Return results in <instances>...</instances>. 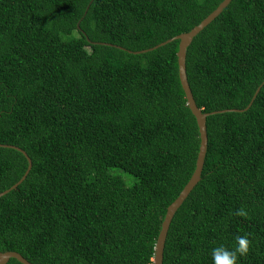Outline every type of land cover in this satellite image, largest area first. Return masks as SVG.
<instances>
[{
  "label": "trees",
  "instance_id": "trees-1",
  "mask_svg": "<svg viewBox=\"0 0 264 264\" xmlns=\"http://www.w3.org/2000/svg\"><path fill=\"white\" fill-rule=\"evenodd\" d=\"M222 1L0 0V145L32 164L0 197V252L153 264L200 143L172 39ZM185 67L196 106L216 113L162 264H213L212 249L232 250L238 235L250 244L237 264H264V0H231L193 38ZM27 166L0 147V193Z\"/></svg>",
  "mask_w": 264,
  "mask_h": 264
},
{
  "label": "water",
  "instance_id": "water-1",
  "mask_svg": "<svg viewBox=\"0 0 264 264\" xmlns=\"http://www.w3.org/2000/svg\"><path fill=\"white\" fill-rule=\"evenodd\" d=\"M230 2L231 0H223L222 3L219 4V6L209 16H207L201 23H199L197 26L192 28L189 32L175 36L172 39V40L179 41L178 51H177L179 81H180L182 90L184 92L186 106L189 108L191 114L195 118V121L198 127L200 143H199V149H198V154H197L193 174L191 175L188 183L184 186L182 191L179 193L178 197L166 209V213L162 221L160 231H159L158 237L156 239L155 247H154L153 260H152L153 264L163 263V251H164L165 241H166L170 223L175 213L177 212V210L180 208V206L183 204V202L186 200L190 192L193 190V188L196 186V184L200 180V176H201L203 165H204V159L206 155V149H207L206 119L210 114L216 113V112H213L210 114L203 113L195 104L193 95L191 93V90H190V87L187 81V76H186V67H185L186 51L189 45L191 44L193 38L201 30H203L208 24H210L216 17H218L219 14L223 11V9H225L228 6ZM172 40L166 41L160 44L159 46L165 45L168 42H171ZM0 147L11 148V149L17 150L18 152L22 153V155L26 158L27 163H28L27 169L24 175L21 177V179L17 183H15L12 187H10L8 190L1 192L0 193V197H1L5 195L6 193H8L10 190L15 189L18 185H20L24 181V179L26 178L27 174L29 173L31 169L32 164H31V160L27 157L26 153L20 150L19 148H16L14 146H5V145L3 146L0 145ZM10 259H15L21 264H31L18 253L0 252V264H6Z\"/></svg>",
  "mask_w": 264,
  "mask_h": 264
},
{
  "label": "clouds",
  "instance_id": "clouds-1",
  "mask_svg": "<svg viewBox=\"0 0 264 264\" xmlns=\"http://www.w3.org/2000/svg\"><path fill=\"white\" fill-rule=\"evenodd\" d=\"M246 213L243 210H237L236 215L243 216ZM250 241L246 235L236 236L235 246L229 250L223 245L212 249L213 264H237L238 258L244 257L249 252Z\"/></svg>",
  "mask_w": 264,
  "mask_h": 264
},
{
  "label": "rangeland",
  "instance_id": "rangeland-1",
  "mask_svg": "<svg viewBox=\"0 0 264 264\" xmlns=\"http://www.w3.org/2000/svg\"><path fill=\"white\" fill-rule=\"evenodd\" d=\"M112 173L117 174L119 176H121V178L124 180V182L126 183L127 186H132L133 184L136 183V178H134L133 176L120 171V170H112Z\"/></svg>",
  "mask_w": 264,
  "mask_h": 264
}]
</instances>
